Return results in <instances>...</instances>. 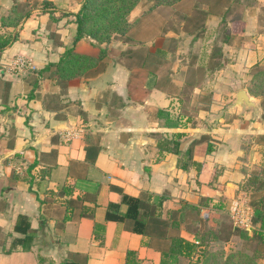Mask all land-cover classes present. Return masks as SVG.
Returning <instances> with one entry per match:
<instances>
[{
  "label": "crops",
  "instance_id": "1",
  "mask_svg": "<svg viewBox=\"0 0 264 264\" xmlns=\"http://www.w3.org/2000/svg\"><path fill=\"white\" fill-rule=\"evenodd\" d=\"M19 3H26L30 16L18 28L2 27ZM82 3L0 0V35L17 36L0 53V264H42L40 257L54 264H127L130 250L136 264H161L171 237L195 238L186 222L176 230L182 219L176 211L186 203L202 207L206 199L227 207L248 204L241 187L264 164V108L247 89L264 49L245 48L254 30L250 23L241 45L224 46L225 65L214 72H207L214 43L197 51L203 33L196 38L186 32L189 44L174 57L158 47L167 53L168 68H152L132 97V70L143 61L128 59L121 40L76 42L74 15ZM260 32L256 36L264 40ZM102 51L106 55L85 72L66 65L70 52L100 59ZM18 56L30 59L33 69L13 71ZM180 90L190 99L177 95ZM240 91L250 103H240ZM177 133L184 134L177 153L173 144L166 145L171 151L160 147ZM205 136L217 138L213 154ZM190 147L192 162L203 165L199 175L195 165L180 168ZM125 197L141 199L146 234L127 217ZM19 215L30 218L35 240L11 251L20 236Z\"/></svg>",
  "mask_w": 264,
  "mask_h": 264
},
{
  "label": "trees",
  "instance_id": "2",
  "mask_svg": "<svg viewBox=\"0 0 264 264\" xmlns=\"http://www.w3.org/2000/svg\"><path fill=\"white\" fill-rule=\"evenodd\" d=\"M141 0H87L82 5L80 12L75 17V23L77 25V33L75 41H79L85 37L91 38L100 44H111L112 37L110 32L118 34H127L128 30L133 26L130 24L127 16L131 13L134 7ZM154 3L156 7H172L184 0H150ZM229 13V9L225 14ZM31 14V10H28L26 3L16 4L10 14L2 20V27L18 28L22 25V22L28 18ZM118 15L117 18L114 15ZM193 23L196 28L192 30L188 29V25ZM137 25V24H136ZM244 25L241 26V30L244 29ZM112 30V31H111ZM190 35H195L198 38L199 32H204V25L195 21H186V27L183 29ZM199 30V31H198ZM231 33L225 36V39L221 40V43H214L210 55V64L212 66L208 67L207 72L212 69L215 70L224 67L226 62V51L224 49L225 45L230 44ZM17 36H9L4 38L0 35V53L9 47L14 41H16ZM106 55V51H102L100 54V59L76 55L70 52L69 60L67 61V67L69 69L78 70L80 73L85 72V70L92 67H96L99 61ZM125 55L128 59H133L135 57V52L127 51ZM143 65L140 69L134 68L132 70V77L130 80V94L133 97L135 95V89L138 90L140 84L144 83L146 75H148L152 68L161 70L162 68H168L167 53L163 50H156L153 54H149L141 59ZM142 63V62H141ZM257 67V66H256ZM251 77L247 85L249 93L259 99H262V104H264V91L262 93L257 91L258 83L264 78V70H260L257 73L252 72ZM69 78V76H66ZM138 84V85H137ZM177 95H184L186 99H190V93L187 91L180 90L176 92ZM214 99V93L212 94ZM184 134L177 133L174 134L170 140L163 139L161 148H166V145H174V152L177 153L181 144V139ZM207 145V153L213 154L216 151L217 138L214 136H205L202 138ZM192 143V144H197ZM166 150L171 151L172 149L166 148ZM264 156V149L262 151ZM181 169L184 171H189L191 166L195 165L197 169V174L199 175L202 170V164L197 162H192V147L180 158ZM222 174V170H218L215 180L218 181L219 176ZM242 191L248 197V204L253 210L252 222L255 226V235L250 236L248 232L238 228L235 224L221 222L219 219L216 220L218 231L216 232L207 230L203 234L200 229H197L193 234L195 238L193 240H188L182 236L175 235L171 237L170 247L167 251L162 253L161 264H259V260L264 259V164L260 170L253 171L247 181L241 187ZM125 201L128 205L127 217L134 220L136 223L135 231L140 234H146L147 224L144 220H140V210L143 203L140 198L136 197H125ZM203 208H208L213 214L225 215L226 205L223 202L213 204L212 199H206L205 203L202 205ZM202 207H197L186 203L180 212H173L174 215L181 213L182 219L178 222L175 221L174 227L179 229L180 224L186 221L190 211H194L198 218L202 217ZM203 218V217H202ZM202 219L200 220V222ZM159 225L164 226L165 222L162 221ZM181 222V223H180ZM101 228V227H100ZM96 229H99L97 226ZM213 230V229H212ZM15 232L20 234L19 237H14L11 244V251L18 247L28 248V246L34 242L35 235L32 233V223L29 217L26 215H19L16 224ZM97 236V234H96ZM241 238L247 241L249 244H257L253 253L232 251L229 255L224 251L220 250L218 253L210 251V246L213 242L222 240L229 243L234 238ZM213 253V254H212ZM137 258V253L135 251H128L127 264H136L135 260ZM40 263L42 264H54L52 262L48 263L40 257ZM62 264H78L70 261H65Z\"/></svg>",
  "mask_w": 264,
  "mask_h": 264
},
{
  "label": "rangeland",
  "instance_id": "3",
  "mask_svg": "<svg viewBox=\"0 0 264 264\" xmlns=\"http://www.w3.org/2000/svg\"><path fill=\"white\" fill-rule=\"evenodd\" d=\"M85 1L87 0H83L82 5ZM228 9L229 13L225 14ZM114 17L117 18L118 15L115 14ZM127 19L130 24H133L127 34H113L112 30L110 33H112V42L115 41L117 45L119 40L124 41L125 44L122 48H125L126 52H135L136 55L132 59L134 63L145 58L151 50L155 51L158 47L166 48V51L171 56L173 55L172 57H174V54H178L180 50H184L189 43L186 40L188 39L186 31L183 29L186 27V21L192 22L193 19L202 23L208 29L207 32H199V35L203 33L202 36L206 40L203 39L199 42L197 51L202 52L210 49L216 41L220 44L221 40L225 39V36L230 33L235 42L232 41L229 45L231 48L236 49L242 44L244 29L241 30V26L246 27V23H250V28L252 27L254 30L251 32L247 43H245V48L260 46L264 49L263 38L256 36L258 31H261L260 36H264V0H184L172 7H156L150 0H141L127 16ZM187 27L189 30L196 28L193 23ZM255 27L257 28L255 29ZM151 43H153L152 49ZM127 64L129 63L127 62ZM260 70H264V61L257 64L252 72L257 73ZM191 77L190 74L185 78L186 83L190 84ZM232 81L229 80V82ZM230 85L232 86V84ZM233 87L238 89L239 86ZM256 88L257 91L262 93L264 91V80L263 82L261 80ZM260 101L263 100L260 99ZM262 106L264 108V104ZM225 208V215H216L209 210L211 216L201 217V222L195 212L190 211L185 222L193 233L197 229H200L202 234L207 230L216 232L219 229L217 228V219L228 224L231 222L234 224L235 222L231 213V206ZM240 229L247 231L250 236L255 235L256 230L253 222L249 223V227L243 226ZM256 245L249 244L237 237L229 243L222 240L213 242L210 251L218 253L224 249L227 255L232 251L253 253L258 246ZM259 264H264V259L259 260Z\"/></svg>",
  "mask_w": 264,
  "mask_h": 264
},
{
  "label": "built area",
  "instance_id": "4",
  "mask_svg": "<svg viewBox=\"0 0 264 264\" xmlns=\"http://www.w3.org/2000/svg\"><path fill=\"white\" fill-rule=\"evenodd\" d=\"M11 69L16 73H26L33 69V63L30 59L24 56H18L14 59ZM230 209L232 216L235 219L234 224L237 227H249V223H252L253 210L246 202L235 201L232 203Z\"/></svg>",
  "mask_w": 264,
  "mask_h": 264
},
{
  "label": "water",
  "instance_id": "5",
  "mask_svg": "<svg viewBox=\"0 0 264 264\" xmlns=\"http://www.w3.org/2000/svg\"><path fill=\"white\" fill-rule=\"evenodd\" d=\"M238 99L240 100V103H250V98L246 91H240L238 93Z\"/></svg>",
  "mask_w": 264,
  "mask_h": 264
}]
</instances>
